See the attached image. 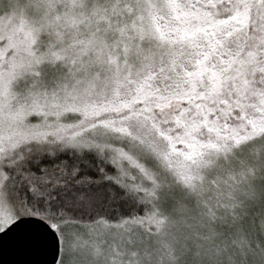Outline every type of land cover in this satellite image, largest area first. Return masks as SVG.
Here are the masks:
<instances>
[{
    "label": "snow or ice",
    "instance_id": "obj_1",
    "mask_svg": "<svg viewBox=\"0 0 264 264\" xmlns=\"http://www.w3.org/2000/svg\"><path fill=\"white\" fill-rule=\"evenodd\" d=\"M0 264H264V0H0Z\"/></svg>",
    "mask_w": 264,
    "mask_h": 264
}]
</instances>
